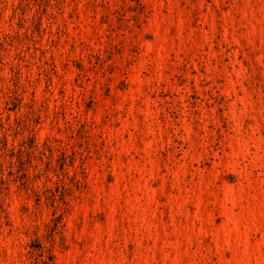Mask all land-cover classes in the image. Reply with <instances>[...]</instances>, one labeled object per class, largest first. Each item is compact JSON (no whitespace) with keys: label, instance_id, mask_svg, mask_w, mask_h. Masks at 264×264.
Wrapping results in <instances>:
<instances>
[{"label":"rangeland","instance_id":"obj_1","mask_svg":"<svg viewBox=\"0 0 264 264\" xmlns=\"http://www.w3.org/2000/svg\"><path fill=\"white\" fill-rule=\"evenodd\" d=\"M0 264H264V0H0Z\"/></svg>","mask_w":264,"mask_h":264}]
</instances>
